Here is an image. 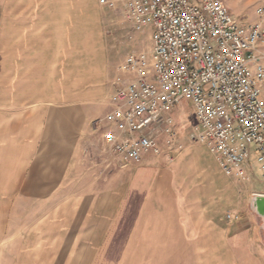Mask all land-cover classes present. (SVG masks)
Instances as JSON below:
<instances>
[{"label": "crops", "instance_id": "0c3cea01", "mask_svg": "<svg viewBox=\"0 0 264 264\" xmlns=\"http://www.w3.org/2000/svg\"><path fill=\"white\" fill-rule=\"evenodd\" d=\"M25 16L17 11L9 24L0 10V264H52V202L72 193L79 194L77 227L54 235L67 251L59 254L71 258L63 264H163L164 256H179L181 232L194 247L193 205L187 209L191 220L181 221V203L191 202V189L165 169L174 162L147 154L141 164L110 165L92 122L85 131L79 103H53V97L69 96V66L76 82L71 95L79 97V20H72L79 15L67 14L55 28ZM10 43L11 57H5ZM53 48L71 54L53 56ZM54 223L72 222L61 216ZM257 225L252 219L230 227L204 224L210 264L216 256L224 264L231 232Z\"/></svg>", "mask_w": 264, "mask_h": 264}, {"label": "built area", "instance_id": "2783aa9c", "mask_svg": "<svg viewBox=\"0 0 264 264\" xmlns=\"http://www.w3.org/2000/svg\"><path fill=\"white\" fill-rule=\"evenodd\" d=\"M99 4L152 38L150 53L127 56L120 69L128 82L111 111L92 122L95 131L104 132L100 151L107 162L125 167L153 154L173 163L179 135L170 114L189 101L197 124L191 140L218 160L227 177L246 181L253 154L264 174V63L258 51L264 44V6L249 18L234 15L224 0Z\"/></svg>", "mask_w": 264, "mask_h": 264}, {"label": "rangeland", "instance_id": "374dc122", "mask_svg": "<svg viewBox=\"0 0 264 264\" xmlns=\"http://www.w3.org/2000/svg\"><path fill=\"white\" fill-rule=\"evenodd\" d=\"M224 1L233 14L241 17L251 18L256 8L264 6V0ZM0 10L4 11L6 23L10 24L12 15L20 11L23 15L21 19H27L25 15L32 14V17H29L32 21L49 24L53 28L65 23L69 19L67 14L68 16L70 14L79 15L78 17L72 16L73 21L79 20V97L71 95L75 91L76 82L70 79L71 66H69V81L67 82L69 96L67 98L53 97V103L69 105L79 103L84 110L85 131L90 130L91 122L104 118L111 111L115 95L128 82V76L120 69L127 56L142 51L150 53L152 50L150 31L134 32L131 26L124 21L120 12L102 8L99 0H0ZM258 51L264 63V44ZM4 52L5 57H11V43L5 44ZM52 54L53 56H65V54L70 56L71 50L53 48ZM8 67L11 66H5V68ZM170 117L175 122L179 136L171 151V157L175 159L174 163L162 167L178 173L180 183L191 189L189 192L191 202L181 203V221L187 223L191 220L187 209L193 205L196 241L194 247L192 241H187L186 228L188 226L185 225L186 235L183 232L180 235L179 256H164L163 264H210L209 257L204 255L206 248L203 241L204 224L230 227L237 221H249V219L255 220L259 225L253 226L250 231L243 234L229 233L228 250L223 253L222 259L224 264H264L263 220L254 213L251 207L253 197L264 191V174L257 163L256 154L252 155L247 164L249 173L246 181L239 182L227 178L222 173L218 160L204 147L191 140V135L197 125L191 103L183 101L170 114ZM92 128L94 130L93 126ZM96 134L103 140L102 130L97 131ZM160 140L164 153H168L166 138L160 136ZM180 147L182 149H179ZM77 196L79 194L72 193L67 194L65 201H60L59 197L53 199L52 264H63L71 259L59 254L67 251L60 248L63 242L55 240L54 235L61 230L64 232L63 235H69L75 231L77 227L75 219L77 215L79 216ZM228 214L236 215V220L228 221L226 219ZM61 216L72 223L62 226L55 224L54 222ZM123 236L124 228L121 231V239L115 242L114 248L118 251L123 250ZM173 251L175 252V249ZM120 259L123 261V258ZM219 259V256L212 257V263L219 264Z\"/></svg>", "mask_w": 264, "mask_h": 264}, {"label": "water", "instance_id": "95a60500", "mask_svg": "<svg viewBox=\"0 0 264 264\" xmlns=\"http://www.w3.org/2000/svg\"><path fill=\"white\" fill-rule=\"evenodd\" d=\"M251 207L254 213L263 220L262 229L264 231V195H255L252 199Z\"/></svg>", "mask_w": 264, "mask_h": 264}, {"label": "snow or ice", "instance_id": "6c2138e0", "mask_svg": "<svg viewBox=\"0 0 264 264\" xmlns=\"http://www.w3.org/2000/svg\"><path fill=\"white\" fill-rule=\"evenodd\" d=\"M225 51H227V49H225ZM237 59H239V57H237Z\"/></svg>", "mask_w": 264, "mask_h": 264}]
</instances>
